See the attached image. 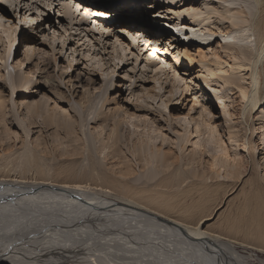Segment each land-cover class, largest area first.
<instances>
[{"label": "rangeland", "instance_id": "obj_1", "mask_svg": "<svg viewBox=\"0 0 264 264\" xmlns=\"http://www.w3.org/2000/svg\"><path fill=\"white\" fill-rule=\"evenodd\" d=\"M91 1L113 6V15L109 18L97 17L90 12V4L77 0H0V7L3 5L8 13L3 15L13 19L14 25L17 19L24 16L37 18V13H42L36 25H21L19 31L12 32L10 40L8 36L0 33V96L5 99L0 114V166L12 162L21 171L25 156L32 152L45 165L68 166L70 162L66 161L71 160L76 161L77 167L86 168L89 165L87 149L84 150V156L73 155L77 143L71 142V137L62 129V124L68 120L66 115L71 114L78 119L75 125L77 135L84 142L87 141L88 145L93 141L94 145L90 147L93 148L100 166L120 176L123 169L121 161L107 157L109 151L99 148L103 144L96 139L97 132L102 131L100 126H103L105 129L100 139L107 142L108 129L112 128L110 125L115 121H124L132 133L133 124L138 123L141 127L135 135L126 130L123 133L126 143L123 145L124 150L133 160L136 169L135 175L130 177L131 181L141 180L139 184L145 181L144 170L140 168L133 147L142 138L152 137L159 147L178 152L182 159L181 166L188 164L193 156L189 176L195 177H191V180H197L201 184L212 183V189L203 194L202 208H199L201 211L198 210L193 221L196 223L201 218L208 219L204 227L211 226L215 231L221 232L224 223L237 217L241 206L255 193V180L264 186V159L260 160L264 156V110L260 109L259 112H263L259 116L255 115L256 111L251 117L248 111L243 115V100L236 88L223 89L213 83L216 96L229 94L231 97L226 98L223 105H219L214 96H208L202 90L203 83L198 77L202 78L204 74L200 73L199 65L191 70L185 68L186 64L174 66L175 60L170 55L153 56V45L146 46L144 39L140 37L133 44L131 36H136L120 23L140 24L147 29L161 32L166 35V40L173 39L171 52L179 50L183 54L188 51L199 59L197 53L200 50L206 53L208 61L220 60L228 69L234 65L233 54L228 49L233 48L232 45L245 54L257 48L259 32L254 30L253 22V17L256 22V16L250 15L243 2L212 0L219 8L220 5L234 10L243 8L245 13L248 12L246 17L248 14L249 17L245 23L240 20L237 23L236 20L234 26L216 12L210 17L211 22L218 26H211L210 30L206 29L209 26V15L202 13L198 16L195 12L188 11L192 2H196V8L202 7L203 0ZM183 3L191 4L185 7ZM10 4H14V7H9ZM261 6H252L250 12L259 14ZM85 12L88 14L85 15ZM176 12H182L183 15L177 16ZM201 19L204 20L202 26ZM32 26L34 31H31ZM110 26L111 29L107 30ZM228 27L230 29L226 31ZM100 28L106 31L101 32ZM177 28L180 29L179 32L176 31ZM246 30L247 32L241 33ZM243 35L252 37L246 40ZM185 36L188 39H184ZM24 38L30 39L31 44L27 45ZM118 39L121 41L119 44L116 42ZM128 44L131 46L128 47ZM247 46L252 47V50ZM251 55L250 58L240 53V61L251 64L253 54ZM87 56L92 59H86ZM149 58L155 60V65L160 63L158 67H166L167 64L164 74L155 75L157 72L153 71L155 68L151 67ZM19 62H23V65L20 66ZM106 68L108 71H102ZM7 74L14 77L13 81H5L4 75ZM125 75L129 79L125 80ZM16 76H23L27 85L24 91L17 85ZM204 104L209 110L203 108ZM38 105L41 113L35 110ZM262 106L264 107V103ZM165 107L167 111L164 110ZM224 111H227V115ZM135 112L142 117L133 118ZM202 112L205 117L201 116ZM103 113L104 116H109V120L97 122L99 127L96 128L94 119L104 117ZM49 114L54 115L56 122L46 118ZM186 114L188 117L185 120ZM208 120L215 126L212 132L206 126L205 122ZM197 123L201 127L200 135L196 134ZM59 125L60 129L57 127ZM237 130H240L242 138H238L237 142L230 140L231 134H235ZM192 132L193 135H190ZM75 136L72 135L76 140ZM255 141L260 146L257 145L253 151L249 143ZM197 142L203 146L196 148L194 143ZM226 155L245 161L244 167H248L246 176L233 181L223 176L224 172L217 176L212 171V156L217 161ZM254 160L259 164L255 165ZM221 182L226 184L219 185ZM194 197L199 199L200 194L196 193ZM188 199V203L194 200L191 196ZM238 238L243 240L242 237ZM237 247L238 255L247 264H264L263 251L241 244Z\"/></svg>", "mask_w": 264, "mask_h": 264}, {"label": "bare ground", "instance_id": "obj_2", "mask_svg": "<svg viewBox=\"0 0 264 264\" xmlns=\"http://www.w3.org/2000/svg\"><path fill=\"white\" fill-rule=\"evenodd\" d=\"M81 1L90 4L91 13H106L99 17L109 18L113 15V9L115 10L113 6L96 4L91 0H77V2ZM230 1V3L243 2L242 4L248 7L250 15L256 16V22L253 17L254 30L259 32V38L257 37V48L251 51L254 53L249 52L252 48L249 47L251 44L247 46L249 53L246 54L233 45V48H228L234 59V65L228 69L220 60L208 61L206 53L200 50L197 53L199 59L188 51L183 54L179 50L171 52L173 39L166 40V35L161 32L147 29L140 24H120L136 36H131L132 40H136L137 37L143 38L146 46L153 45L156 56L170 55L175 60L174 66L186 64L185 68L192 70L194 66L199 65L200 73L204 74L202 78L198 77L203 83L202 90L206 95L214 96L219 105H223L225 99L231 97L229 94L216 96L213 83H217L223 89L236 88L243 100V115L248 111L251 117L256 111L255 115L259 116L263 112H259L260 109L264 110L262 106L264 103V0ZM195 3L192 2V6L191 3L183 4L185 7L190 5L188 11H193L198 16L202 13L209 15L207 21L209 26L206 29L211 30V26H218L211 22L212 17H210L216 12L223 20H229L234 26L236 20L237 23L239 20L245 23L248 20L246 18L249 17V14L246 17L248 12L245 13L243 8L234 10L221 5L219 8V5L216 6L212 0H203L202 7L196 8ZM259 5H262L259 14H253L255 11L250 12L252 6ZM118 7L120 8V5ZM3 14L8 13L2 5L0 15ZM203 24L204 20L201 19L200 25ZM108 28L111 29V26L107 27V30ZM227 29L230 28H226V31ZM31 31H34L33 26ZM11 37L12 33L8 39L10 40ZM242 37H246L247 40L252 36ZM24 41L27 45L31 44L30 39L24 38ZM130 46L128 44V47ZM240 53L250 58L253 54L251 64L241 62ZM244 59L247 60V57ZM148 61L151 67L160 69L155 75L164 74L167 64L166 67L165 65L158 67L160 63L155 65L154 59L149 58ZM19 65L22 66L23 62H19ZM102 71H108V68ZM4 77L5 81L9 82L14 79L10 74ZM15 79L17 85L24 91L27 85L23 76H16ZM4 100V97L0 96V114ZM197 101L199 102L195 100ZM26 106L30 107L29 104ZM203 108H207L206 104ZM35 110L41 113L39 105ZM138 111L139 109L136 110ZM136 112L133 113V118H141L142 116ZM201 116H204L203 112ZM185 117H188L187 114ZM46 118L56 122L53 114H49ZM66 118L68 120L62 124V129H65L68 137H71V142L77 143L73 155L84 156V150L88 151L89 165L86 168L77 167L76 161L71 160L66 161L70 162L68 166L45 165L32 152L25 156L21 171H18L12 162L0 166V264H247L238 255L237 245L250 246L264 252V186L259 184L258 180L253 182L255 193L248 200L246 199L247 202L241 206L238 216L227 220L221 232L219 229L217 232L211 226L204 227L208 219L201 218L196 223L193 221L197 217L198 210L201 211L199 208H202L203 194L212 187V183L201 184L197 180H191V177H195V175L189 176L193 156L188 164L181 166L182 159L175 150L159 147L152 137L138 140L133 146L134 154L145 174V181L139 184L141 180L134 182L130 178L135 175L136 169L133 160L124 150L123 133L124 130L132 133V130L128 129L124 121L117 120L110 125L112 128L107 132L108 143L103 138L100 139L105 129L103 126H100L102 131H98L96 137L103 144H100L102 147H98L109 151L107 157L118 158L121 161L123 169L120 171V176H116V173L103 168L100 162H97L95 152L90 147L94 145L93 141L88 145L87 141L84 142L79 134L77 135L75 127L78 123L77 117L67 114ZM108 120L109 116L106 115L94 119L95 127H99L97 122ZM205 123L208 131H214L215 126L210 120ZM196 125L199 129V131L196 129V134L200 135L201 127L198 123ZM57 127L60 129L61 126ZM133 127L132 135H135L141 126L137 123L133 124ZM240 133V130H237L235 134H231L230 140L239 141L238 138H242ZM72 135H76V140ZM190 135H193V132ZM194 145L196 148L203 146L198 142ZM249 145L253 151L257 145L260 146L257 141ZM263 159L264 156L260 160ZM254 162L255 165L259 164L256 160ZM244 164V160L232 159L229 155L217 161L212 156L210 168L215 165V171L214 168L212 171L217 176L224 172L223 176L237 181L248 172V167H244ZM196 193L200 194L199 199H195ZM190 196L194 200L188 203ZM238 237H242L243 240L240 241Z\"/></svg>", "mask_w": 264, "mask_h": 264}, {"label": "snow or ice", "instance_id": "obj_3", "mask_svg": "<svg viewBox=\"0 0 264 264\" xmlns=\"http://www.w3.org/2000/svg\"><path fill=\"white\" fill-rule=\"evenodd\" d=\"M9 7H14V4H10ZM46 7H47V5H46ZM87 14L88 13L85 12V15H87ZM105 14H106L105 12H96V13H94V15H96L97 17L105 15ZM40 15H42V13L38 12L37 13V18H32L30 16H24L22 19H17L15 25L13 23V19L6 18L5 15H0V33H3L4 35L10 37L11 33L13 31H19L21 25H26V26L36 25L37 24V19H38V17ZM176 15L180 16V15H183V13L182 12H176ZM5 26H7V27H5ZM99 31L104 32L105 29L100 28ZM176 31L179 32L180 29L177 28ZM53 35H56V33H53ZM45 39H47V37H45ZM184 39H188V37L185 36ZM116 42L118 44L121 43V41L119 39ZM132 43L134 44V43H136V41L132 40ZM123 46H126V45H122V47ZM152 55L155 56L156 53L153 52ZM86 59L91 60L92 57L91 56H87ZM96 59H99V57H97ZM68 70L70 71L71 69H68ZM155 71L158 72V71H160V69L156 68ZM124 79L127 80V79H129V77L127 75H125ZM164 110L167 111V108L165 107ZM225 115H227V111H225ZM145 119H147V117H145ZM184 119L186 120L187 117H184ZM197 131H199V129H197ZM177 135H179V133H177ZM209 155H211V154L209 153ZM213 168L215 170V165H213Z\"/></svg>", "mask_w": 264, "mask_h": 264}]
</instances>
